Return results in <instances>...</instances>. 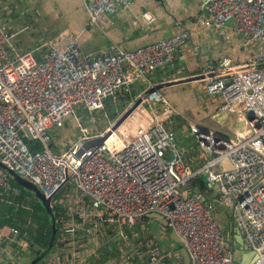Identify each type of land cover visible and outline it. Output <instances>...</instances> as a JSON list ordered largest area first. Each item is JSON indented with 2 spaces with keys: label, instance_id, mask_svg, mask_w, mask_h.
I'll return each mask as SVG.
<instances>
[{
  "label": "built area",
  "instance_id": "obj_1",
  "mask_svg": "<svg viewBox=\"0 0 264 264\" xmlns=\"http://www.w3.org/2000/svg\"><path fill=\"white\" fill-rule=\"evenodd\" d=\"M83 1L86 25L95 27L108 26L136 0ZM197 1L200 26L220 30L231 25L254 52L237 60L225 55L204 72L214 73L203 79L207 95L244 125L233 138L192 125L198 149L212 155L196 168L185 161L173 130L156 116H143L146 109L154 114L151 104L170 105L159 90H148L157 85V71L173 65L194 29L101 54L83 53L70 34L21 50L0 17V160L51 198L64 245L75 246L79 238H96L114 226L115 238L128 248L125 258L145 248L148 264H162L169 254L156 239L138 238L133 244L125 232L153 213L166 220L191 264H242L234 260L238 239L244 253L255 254L248 264H264V0ZM142 19L151 24L155 15L144 13ZM42 48L47 51L39 57ZM138 99L141 103L98 147L78 154L87 140L108 131H90L79 121V139L62 143L61 152L55 149L53 136L68 119L79 117L78 111L92 115L108 102L124 114ZM131 119L141 123L135 133L129 131ZM24 129L37 150L29 148ZM201 176L213 190L208 199L184 190ZM13 181L0 167V216L13 222L0 223V259L10 250L35 249L28 230L32 198ZM61 193L63 199L55 201ZM220 206L232 224L229 236L215 213Z\"/></svg>",
  "mask_w": 264,
  "mask_h": 264
},
{
  "label": "crops",
  "instance_id": "obj_2",
  "mask_svg": "<svg viewBox=\"0 0 264 264\" xmlns=\"http://www.w3.org/2000/svg\"><path fill=\"white\" fill-rule=\"evenodd\" d=\"M199 10L197 0H136L130 8L119 10L111 18L108 26L99 24L91 27L86 25L87 12L83 0H0L1 20L11 34L14 44L21 50L38 47L44 42H51L60 36L70 34L78 38L83 53L101 54L113 47L136 49L176 34L183 28L194 29L195 34L174 55L173 65L157 71L155 76L157 85L208 72L225 55L237 60L244 59L254 52L253 49L242 45L240 36L231 25L220 30H209L200 26L196 20ZM144 13L154 14V22L145 23L142 19ZM46 51L47 48H42L38 56L42 57ZM144 87V84L137 85L133 95ZM204 87L202 79L163 86L159 91L166 96L170 105L154 104L163 123L171 122L174 125L172 119L174 117L180 119L183 117L180 115L185 113L192 118L188 120L187 126L183 124L181 126L180 124L184 122L181 120L174 129L176 133L178 129H182V135H179V132L176 134L177 143L184 153L185 161L193 168L201 166L206 155L200 154L189 124L196 123L204 128L201 122L210 118L219 127H225L233 133L234 137L235 130L240 131L234 125L235 118L232 115H228L227 118L225 112L219 109L220 100L208 96ZM198 98L202 106H199ZM189 108L192 112H189ZM143 116L149 119L150 113L147 109ZM69 121H72V118L66 122ZM62 130L63 128L58 130L59 133ZM227 168H230L228 163ZM200 178L204 180L202 185L205 184V189L198 182ZM200 178L192 181L184 190L208 199L213 190L209 188L204 176ZM215 213L217 218L225 223L224 235L229 236L233 230L231 231L232 224L227 218L226 208L220 206ZM157 215L149 214L128 226L126 230L129 233V240L132 243L141 237L154 238L161 244L164 252L169 254L162 264H181L180 247L172 238L174 233L166 220L160 219ZM114 229L113 226L96 238H79L75 246L64 245L58 238L55 248L40 264H148V253L145 248L134 250L129 259L125 258L128 248L115 240ZM241 249L239 243V246L235 247V251L240 252L237 256L238 261L242 264V261L249 262L250 254L244 253ZM23 251L19 253L17 250H10L7 253L8 257L0 259V264H26L36 255L32 250Z\"/></svg>",
  "mask_w": 264,
  "mask_h": 264
},
{
  "label": "water",
  "instance_id": "obj_3",
  "mask_svg": "<svg viewBox=\"0 0 264 264\" xmlns=\"http://www.w3.org/2000/svg\"><path fill=\"white\" fill-rule=\"evenodd\" d=\"M213 75H214L213 72L208 73V74L202 73V74H200L198 76L190 77V78H187V79H184V80L167 82L165 84H159V85H156L155 87L150 88L148 90V93L156 91V90H159L163 86L175 85V84H178V83L188 82V81H192V80H195V79H202L203 80L206 76H213ZM140 103H141V99H138L124 114H122L120 116V118H118L116 120V122L112 125L111 129L108 130L104 135H101V136H99L97 138H94V139L87 140L84 143L83 147L80 148V150L78 151V154L82 155L85 150L93 148V147H98L99 145H101L102 142L110 135L111 131L116 130L123 123V121L129 116V114H131L133 112V110ZM225 115L228 118V114L225 113ZM234 125H235L236 128H239L240 131H242L243 125H244V121H238L235 118ZM24 132L26 133L27 139L31 141L32 140V135L26 129H24ZM0 167L5 169L10 174V176L13 178L15 183H17L18 185L22 186L25 190L31 192L34 195V197L41 203V205L44 207V209L46 210L47 214L49 215V218H50V221H51V227H52L50 240H49L48 245L41 251V253L39 255H36L34 258H32V260L30 262L26 263V264H34L46 252H48V250L53 245L55 237H56L57 223H56V219H55V214H54L53 208L51 206V198H47L43 194V192L35 184H33L32 182H30L27 179H25L22 176H20L14 169L7 167L5 164L2 163L1 160H0ZM154 215H157V214H154ZM157 216L160 219H164L162 215L158 214ZM172 238L175 241V243H177L178 246H180V251L179 252H180V256H181V264H191L189 254H188L186 248L183 246V243L179 240V238L175 234L172 235ZM238 242L241 244L242 243V239H238ZM237 251H239V249ZM239 254H240V252H235V254H234V260L235 261H238L237 256ZM254 257H255V254L251 253L249 261L252 260ZM242 262H243V264H248L249 263V262H245V261H242Z\"/></svg>",
  "mask_w": 264,
  "mask_h": 264
},
{
  "label": "rangeland",
  "instance_id": "obj_4",
  "mask_svg": "<svg viewBox=\"0 0 264 264\" xmlns=\"http://www.w3.org/2000/svg\"><path fill=\"white\" fill-rule=\"evenodd\" d=\"M197 102L199 103V106L200 105L202 106V104L200 103V99L199 98L197 99ZM151 106L154 109V114H152L151 111L148 109V111L150 112V114L153 116V117L150 116L149 118L150 119H153L156 116L160 120L161 117H160V114H159L158 110L154 107L153 104H151ZM120 109H123V108L121 107ZM189 112H192V109L191 108H189ZM113 113H114V109H111V110L110 109H107V111H105V110L97 111V112H94L92 115H89L87 112L78 111L77 112V115L79 117H72V121H69L68 123L67 122L65 123L64 128L66 127V131L64 132V128H63V130L61 131V133L58 132V134H56V135L53 136V139H54V142H55V149L58 152H61V151H63V149H61L62 143H66L65 141H74L76 139H79V137H80L79 136L80 130H79V127H78V122L79 121L80 122H83L85 124V126L90 131H93V132L110 130L111 127H112V125L116 122V120L118 118H120L121 114H123V111L119 112L118 115L117 114H113ZM178 114H179V112H178ZM115 116H117V117H115ZM180 116H183V117L180 118V119H176L174 117L172 119V122H173L174 125H172V123L170 122V123H164L165 126L166 127H170V129H172L176 133V129H174V127H177L179 125V123H180L181 120H184V122L181 123L180 125L182 126V124H183V125H186L187 126L188 120L189 119H192L186 113L183 114V115H180ZM190 121H194V120H190ZM194 122H196V121H194ZM201 123H202V127H204L203 129H205V130H211V131H214V132L215 131H219L217 133L222 132L220 134L221 135L223 134V136H226V137L232 136L230 138H233L234 137V134L233 133H230L229 130H227L225 127H219L210 118L204 119ZM138 125H141V123L140 122H136L135 120H132L131 119L130 120V125H129L130 126L129 131H131L132 133H135L136 132L135 128ZM192 125H196V123L189 124L190 131H191ZM184 131H185V129H184ZM178 132H179V135H182V129H178ZM224 133H226V134H224ZM200 154L206 155V158L207 159H210L212 157L211 154L203 153V151H201ZM67 191H68V189L65 190V193ZM61 195H62V193L60 195H57L55 197V201H59L61 198L63 199V196H61ZM125 232L127 233L126 228H125ZM118 239L119 238H116L115 240H118ZM135 242L136 241H134L132 243L134 244Z\"/></svg>",
  "mask_w": 264,
  "mask_h": 264
},
{
  "label": "trees",
  "instance_id": "obj_5",
  "mask_svg": "<svg viewBox=\"0 0 264 264\" xmlns=\"http://www.w3.org/2000/svg\"><path fill=\"white\" fill-rule=\"evenodd\" d=\"M107 109L111 110V109H114V108H111L110 104L107 102L105 110L107 111ZM119 112L120 111L116 112V110L114 109V113L113 114H117L118 115ZM115 117H117V116H115ZM26 142H27V144H28V146H29V148L31 150L34 151V150L38 149V145L34 141L27 140ZM198 182L200 183L201 187L203 189H205V187H206L205 184L202 185L204 180L202 178H200V181H198ZM13 183H14V185L18 186L23 191V193H25L27 195H30L31 198H32V200H30L29 203H28L31 206V209H32L31 213H30L32 224L28 226V230L30 231V234H31V236L33 238L32 242H33V244L35 246V249L33 251L36 253V255H39L41 253V251L48 245L49 240H50L52 227H51V221H50L49 215L47 214L46 210L41 205V203L34 197V195L31 192L25 190L22 186L18 185L14 181H13ZM0 223H2V224H4V223L10 224V223H13V222L10 219H4V218H2L0 216ZM20 225H23V221L22 220H21V224ZM61 234H62V232H61V230H60V228H59V226L57 224V232H56V237H55L53 245L48 250V252H46L34 264H40L41 261L43 259H45V257L55 248L58 238L61 239V237H62ZM128 236H129V234H128ZM141 239H142V237H141ZM60 242H61V240H60ZM119 244H121V242H119Z\"/></svg>",
  "mask_w": 264,
  "mask_h": 264
}]
</instances>
